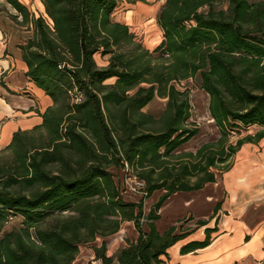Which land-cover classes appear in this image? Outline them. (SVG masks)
Returning <instances> with one entry per match:
<instances>
[{"label":"trees","instance_id":"trees-1","mask_svg":"<svg viewBox=\"0 0 264 264\" xmlns=\"http://www.w3.org/2000/svg\"><path fill=\"white\" fill-rule=\"evenodd\" d=\"M6 1L31 26L19 46L26 75L53 104L41 125L15 132L5 148L17 167L0 174V229L18 216L23 228L0 237V264H72L80 246L117 233L125 221L139 237L117 263L161 264L182 239L176 227L157 231L165 201L215 182L243 143L264 136L230 141L264 126V0H166L157 16L162 41L152 51L113 20L121 0H39L46 17ZM97 55L107 65L99 66ZM197 78L220 138L179 152L200 130L191 122L188 87L177 84ZM157 97L167 99L159 118L142 111ZM126 166L146 183L138 203L123 198L111 171ZM160 190L145 215L144 200ZM209 241L207 231L182 252ZM94 252L102 264H114L105 243Z\"/></svg>","mask_w":264,"mask_h":264},{"label":"crops","instance_id":"crops-1","mask_svg":"<svg viewBox=\"0 0 264 264\" xmlns=\"http://www.w3.org/2000/svg\"><path fill=\"white\" fill-rule=\"evenodd\" d=\"M165 1L137 0L133 6L148 8L160 29L157 16ZM20 45L9 40L5 45L7 55L0 57V150L11 144L15 132L41 125V115L53 104L51 98L27 77L28 67L22 58ZM24 88L36 95L26 101L27 108L20 106L17 96ZM147 107L142 111L150 114ZM3 118L7 121L3 122ZM262 131L264 126L248 127L241 131L238 140ZM187 144L179 152H187ZM164 193L163 190L156 191L144 200L145 215ZM140 200L135 196L129 201L138 203ZM159 217L155 225L160 235L176 227L174 234L182 236L167 249L166 255L160 257L161 264H264V136L256 142L243 143L232 158L230 168L220 171L215 182L196 191L171 195L161 207ZM199 222L206 224L199 225ZM143 230L149 231L146 223ZM207 231L210 236L207 246L182 252L192 243L203 242ZM138 237L134 222L125 221L117 233L97 237L90 243V248L80 246L72 264H96L99 259L94 248L101 247L103 243L106 244V256L118 264L119 252L128 246V242H136Z\"/></svg>","mask_w":264,"mask_h":264},{"label":"rangeland","instance_id":"rangeland-1","mask_svg":"<svg viewBox=\"0 0 264 264\" xmlns=\"http://www.w3.org/2000/svg\"><path fill=\"white\" fill-rule=\"evenodd\" d=\"M18 1L26 6L29 12L36 17L40 15L46 17L44 7L39 0ZM136 1L137 0H121L119 7L114 12L112 18L115 21L128 25L136 38L142 42L147 49L152 51L162 41V33L157 27L155 20L152 19L153 13H151L148 8H137L133 6ZM249 1L257 2L260 0ZM226 7V4H223L220 5L219 8ZM24 24L23 17H20L18 12L6 0H0V57L7 55V47H5V45L8 44L9 40H11L12 44H23L26 41V38L32 35L31 26ZM95 59L99 66L107 65L106 59H102L100 55H97ZM112 83H114V80H110L106 84ZM185 87H188L191 99V122L196 124L200 130L199 134L185 146V149L188 150L187 152L195 153L202 144L217 141L220 138V132L209 114V97L202 89H200L199 79H189L182 84H177L179 90H182ZM17 96L20 106L27 108L26 101L36 95L32 91L24 88L19 90ZM40 102L41 101L39 100V103ZM166 106L167 100L157 97L148 105L146 110L150 115L152 114L155 118H159L164 113ZM2 121L6 122L7 118H3ZM240 134L241 132L231 134V143H236ZM16 167V158L14 154L7 149L0 150V174L5 175L9 172H13L16 170ZM111 171L113 172L115 182L126 201L131 200V198H134L135 196L142 199L143 196L140 194L131 193L126 189V176L123 169L112 168ZM16 189L18 190V188ZM21 191L24 193L27 192L23 189ZM20 228H23L22 218L19 216L11 217L5 223L3 228L0 229V237L14 229ZM91 246V244L86 245L87 248H90Z\"/></svg>","mask_w":264,"mask_h":264},{"label":"built area","instance_id":"built-area-1","mask_svg":"<svg viewBox=\"0 0 264 264\" xmlns=\"http://www.w3.org/2000/svg\"><path fill=\"white\" fill-rule=\"evenodd\" d=\"M125 171V183H126V189L135 194H140L141 196L146 195V183L145 181L139 179L136 177L133 172L129 169V167H125L123 169ZM96 264H102L100 260L96 261Z\"/></svg>","mask_w":264,"mask_h":264}]
</instances>
